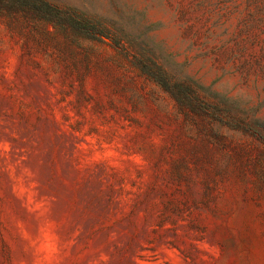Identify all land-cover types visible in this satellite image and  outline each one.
<instances>
[{
    "label": "rangeland",
    "instance_id": "rangeland-1",
    "mask_svg": "<svg viewBox=\"0 0 264 264\" xmlns=\"http://www.w3.org/2000/svg\"><path fill=\"white\" fill-rule=\"evenodd\" d=\"M47 1L100 32L0 10V264H264V0Z\"/></svg>",
    "mask_w": 264,
    "mask_h": 264
},
{
    "label": "trees",
    "instance_id": "trees-1",
    "mask_svg": "<svg viewBox=\"0 0 264 264\" xmlns=\"http://www.w3.org/2000/svg\"><path fill=\"white\" fill-rule=\"evenodd\" d=\"M0 10L9 13L16 19L24 18L26 20H42L47 23H54L55 25L71 26L76 28H84L83 31L88 36L100 32L98 26L87 17H79L71 7H61L50 3L47 0H0ZM158 83L165 89L170 91L174 97L184 107H189L193 111L194 104L188 98L186 93L181 92L171 80L170 77L163 73L156 74L149 73ZM161 75V76H159Z\"/></svg>",
    "mask_w": 264,
    "mask_h": 264
}]
</instances>
